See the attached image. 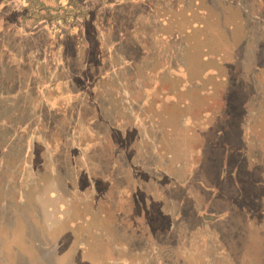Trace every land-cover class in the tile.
Returning a JSON list of instances; mask_svg holds the SVG:
<instances>
[{
  "label": "rangeland",
  "instance_id": "obj_1",
  "mask_svg": "<svg viewBox=\"0 0 264 264\" xmlns=\"http://www.w3.org/2000/svg\"><path fill=\"white\" fill-rule=\"evenodd\" d=\"M120 4L111 49L0 0V264H264V0Z\"/></svg>",
  "mask_w": 264,
  "mask_h": 264
},
{
  "label": "crops",
  "instance_id": "obj_2",
  "mask_svg": "<svg viewBox=\"0 0 264 264\" xmlns=\"http://www.w3.org/2000/svg\"><path fill=\"white\" fill-rule=\"evenodd\" d=\"M62 2V5H65L67 3L68 0H60ZM95 1H114V5L116 7H113L112 5H107V4H103L100 7H98L97 9H94L92 11H83L81 9V12H78L76 15V22H72V19L67 21V22H63L61 23L60 21L58 22L57 26H47L44 24H40L37 25L36 27H34L32 29L33 31L36 32H40V31H48V30H54L56 29V31L59 32H64L66 34H70V36H72V40H74L75 46L78 47V42H80L81 46H85V44H82L84 40L87 39L84 38V35L87 34V36H93L94 38V42H95V46L96 47H101V45L103 46H107L108 48H114L116 47V43L118 37H120V32H121V25L115 21V17L117 16H131V14H133L135 12V8H126V7H119L121 9L126 8L125 11H121L120 15H116L115 14V9L120 6L122 1H129L128 6L133 4V1H147V0H95ZM119 1V3H117ZM153 1V0H150ZM44 3H46L47 7H49L48 11H50V14L55 15L56 13H58V7L57 3L55 2V0H44ZM21 0H19V8L21 13L19 14V16H17L18 18V26L22 29L27 28V26L25 25L24 20L22 19L23 15H24V10H22L21 8ZM99 5V4H98ZM151 6V4H150ZM149 6V7H150ZM118 8V9H119ZM59 14V13H58ZM8 15L9 14H0V19L1 24H3L4 26L8 24ZM116 15V16H115ZM146 15H148V12L146 11V9L144 11H140V16L142 17H146ZM115 16V17H114ZM116 17V18H117ZM135 26V25H134ZM59 28V29H57ZM133 30L135 31L136 28L129 26L127 28V30ZM59 39H62L61 37H59ZM103 58V59H101ZM107 58L110 57H99V55H97V59L96 61L101 63L103 62L104 64L108 63ZM136 86V82L134 83V87ZM142 119V125L146 124L148 121V119ZM135 125V122H134ZM130 126V124H129ZM185 123L183 122V128H185ZM187 128V127H186ZM188 131V130H187ZM163 133V131H161ZM145 137V136H144ZM143 139V138H142ZM146 142L149 139H144ZM189 155H187L186 153V159L188 160ZM134 166L133 163L130 161L129 162V167ZM161 167H166V165L163 166V164L161 165ZM155 168V167H154ZM170 169V170H169ZM169 169L167 168H163V170H160L161 173H159L161 176L166 177L168 179V177H170V179H172V181H174V183H172L174 186H179L181 188H184L187 186L188 183H191V176H194L195 171L193 173V171L188 167V164H183L180 165L179 163L176 164L175 167H169ZM156 170V169H155ZM181 170H184L185 172V176L184 178L179 177V175L181 174ZM182 175V174H181ZM173 185H171L173 187ZM170 186V185H169ZM124 192V191H120ZM118 193V195H120V197H124L125 196V192L124 195L122 196V194ZM129 196L132 195L133 191H128L127 192ZM161 202L164 203L165 207L169 206V203H173L175 205V203L170 200V198L168 197L167 193L164 191L161 194ZM132 198V196H131ZM167 201V203H166ZM177 208H181V203L180 200L177 201ZM168 216V211H166L165 213ZM170 215V214H169ZM171 218L175 221H178L180 219V214L179 212H177L174 215H170Z\"/></svg>",
  "mask_w": 264,
  "mask_h": 264
},
{
  "label": "trees",
  "instance_id": "obj_3",
  "mask_svg": "<svg viewBox=\"0 0 264 264\" xmlns=\"http://www.w3.org/2000/svg\"><path fill=\"white\" fill-rule=\"evenodd\" d=\"M90 1L91 0H68L65 5H62V2L60 0H55L57 6H59L58 7L59 14L56 13L55 15H52L50 14V11H48L49 7H47L46 3H44V0H21L22 3L21 8L22 10L25 9L22 19L24 20L25 25L27 26L28 29H33L34 27L40 24L47 25L48 27L54 25L57 26L59 21L63 23L71 19L72 22L74 21L76 22L77 12L81 9L82 10L84 9V11L88 10ZM1 11L0 14L2 13ZM4 13L5 12H3L2 14L4 15ZM8 18H10V16H8ZM1 21L2 20L0 19V25L4 26L3 24H1ZM2 28L3 27H1V29ZM140 134L143 135L142 137L143 139L141 140L145 141L144 140L145 134L143 133ZM156 176L154 177L155 180L160 178V176L158 178ZM170 181H171L170 185H172L174 181H172V179H170ZM235 187L237 189L238 196H241L242 189L240 188V184L235 182Z\"/></svg>",
  "mask_w": 264,
  "mask_h": 264
}]
</instances>
